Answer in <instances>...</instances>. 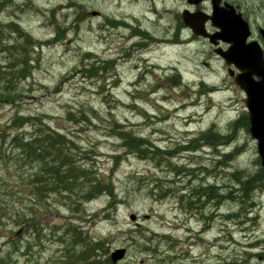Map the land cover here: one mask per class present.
Wrapping results in <instances>:
<instances>
[{"label": "rangeland", "instance_id": "rangeland-1", "mask_svg": "<svg viewBox=\"0 0 264 264\" xmlns=\"http://www.w3.org/2000/svg\"><path fill=\"white\" fill-rule=\"evenodd\" d=\"M187 6V0H14L0 14V67L4 71L12 61L6 48L20 41L19 35L9 29L10 23H18L41 43L60 38L59 43L38 47L30 54L33 73L15 82V89L21 93L15 103L0 104V125H9L16 115L44 116L54 129L80 145L87 154L88 166L106 181L115 182L123 201L111 219L100 214L92 223L87 221L106 207V197L86 204L82 214L72 213L54 199L51 209L46 203H38L42 211L35 220L45 235L42 245L23 256L28 239L35 241L30 229L11 221L6 226L0 224L1 260L9 258L12 247L14 264H57L65 251L58 235L74 224L82 226L90 237L109 243L111 252L127 249L120 264H162L165 260L166 264H260L247 253L258 254L259 250L250 246L261 239L264 222L252 231L245 217L238 222L226 221V215L239 211L238 204L232 202L219 210L208 206L204 216L181 209L177 199L186 186L182 180L155 162L128 154L115 134L117 130L131 132L150 139L162 150H174L214 125L225 130L246 112V97L227 70L215 59L209 69L202 65L212 55L207 44L197 40L172 42L177 16ZM84 13L85 18H80ZM110 20L128 25L121 29ZM139 28L162 41L134 47L136 40L131 35ZM181 36V42L192 38L189 30H182ZM86 54L92 58L82 62ZM99 62L105 64L103 76H99ZM176 71L182 76L179 86L168 82ZM202 83L213 91L201 87ZM4 87L5 82H0V92ZM82 113L90 121H85ZM115 123L119 127L114 129ZM237 140V144L220 151L229 153L241 146L244 154L231 170L254 171L256 142L246 131L237 133ZM116 157L120 158L118 165ZM175 160L181 166L197 161L211 170L218 161L210 149L182 152ZM19 168L16 161L1 162L0 176L12 174L11 180L17 181ZM159 182L175 188L177 197L153 198L148 191ZM216 183L224 187L229 184L227 176L219 173L207 180V184ZM19 194L22 196L14 197V203L18 202L15 209L25 211L31 207V198L24 191ZM158 194L154 192L156 197ZM132 215L153 239V248L159 246L155 257L145 256L129 237L136 227L130 221ZM257 216H264L261 207L248 218ZM166 236L173 240L168 243L163 239ZM16 242L22 248L19 252L13 251Z\"/></svg>", "mask_w": 264, "mask_h": 264}, {"label": "trees", "instance_id": "trees-1", "mask_svg": "<svg viewBox=\"0 0 264 264\" xmlns=\"http://www.w3.org/2000/svg\"><path fill=\"white\" fill-rule=\"evenodd\" d=\"M13 1L0 0V14L13 4ZM253 4L260 5L261 9L264 8V0H255ZM79 6L80 9H85L84 6ZM85 16L84 13L80 18L84 19ZM177 20L176 37L184 27L180 15L177 16ZM110 23L114 26H125L122 22L112 21ZM9 29L12 33L19 35L20 41L6 48L8 54L12 56V61L8 71L0 67V82H5V87L0 92V104H13L21 97L20 91L15 89V82L26 80L32 75L34 66L31 64L30 54L34 53L38 47L55 45L60 40V38H55L52 41L41 43L25 32L16 22L10 23ZM136 34L140 40L136 47L139 48H143V43L158 41L157 38L141 29ZM91 58L92 55L86 54L82 62ZM98 64H102L98 72L99 76H103L105 64L103 62ZM106 64L112 65L113 63L107 62ZM169 83L179 86L182 84L181 77L175 74L169 78ZM81 117L85 121H90L84 113ZM114 125V129L119 127L116 123ZM249 128V116L244 113L239 120L230 123L225 130H218L214 125L207 132L190 140L187 146L175 150H162L149 139L141 138L131 132L117 130L115 134L122 141L123 148L128 154L155 162L171 176L182 180L186 186L177 199L181 209L204 216V210L208 206H212L213 210H219L222 206L232 202L238 204L239 211L226 215L224 218L226 221L238 222L247 217L251 208L255 206V196L264 190V172L259 158L256 160L257 169L254 171L231 170L234 163L244 154V150L238 145L229 153H223L220 150L237 144V133L241 131L249 133ZM206 148L214 150L217 156L218 161L214 163L212 170L197 161H190L189 165L182 166L175 163V159L182 152L192 153ZM6 149L12 153L8 154ZM119 159L116 157L117 165ZM13 161L20 166L17 169L19 174L17 181L11 180L12 174L9 173L8 177L0 176V190L2 191L0 224L6 226L11 221L15 226L21 225L30 229V235L35 241L28 239L24 248L26 253L23 256H29L31 249L41 246L45 239L42 227L35 220L42 211L38 203H46L51 209L54 205L51 200L54 199L59 202L60 206L67 207L72 213L82 214L86 204L106 197L108 199L106 207L95 213L92 220L87 221L88 223L95 221L100 214L111 219L113 213L123 204L117 193L115 182L106 181L100 177L96 169L88 166L87 154L81 150L80 145L69 135L54 129L50 123L45 121L44 116L16 115L9 125L4 127L0 125V163ZM217 173L225 174L229 184L225 187L219 183L207 184L208 177H215ZM175 184L176 182L172 183L173 186ZM22 191L27 193L26 195L32 201L31 207L26 209L30 211L29 213L26 210L17 211L15 209L18 202L14 203V197L22 196L19 194ZM155 191L159 193L158 197L154 195ZM176 191L175 188L165 187L162 182H159L155 189L148 192L156 200H164L169 196L176 198ZM57 208L55 207V210H58ZM129 234L131 240L140 246L145 256L150 254L155 257L158 254L159 246L153 248V239L147 236L146 231L135 228ZM137 237L140 242L136 241ZM152 237L157 236L152 234ZM58 239L65 251L57 264H112L109 243L90 237L89 232L85 231L82 226L70 224L63 233L58 235ZM163 239L168 243L173 240L171 236ZM21 249L16 242L13 251L19 252ZM11 252L12 247L9 251V258L0 259V264H14ZM160 263L166 264V260ZM144 264H148V261H144Z\"/></svg>", "mask_w": 264, "mask_h": 264}, {"label": "water", "instance_id": "water-1", "mask_svg": "<svg viewBox=\"0 0 264 264\" xmlns=\"http://www.w3.org/2000/svg\"><path fill=\"white\" fill-rule=\"evenodd\" d=\"M205 0H188L192 7H200ZM222 0H212L213 14L210 16L200 10L192 12L185 10L182 19L187 29L197 37L208 38L213 46L219 42L230 45L227 51L218 49L215 51L222 57L229 66H234L240 73L235 78V83L247 96V110L250 120V134L257 142L258 156L264 171V50L257 42L247 44L251 36L250 26L237 14L235 8L225 3L221 6ZM208 22L219 29L216 34L207 31ZM264 40V29L260 30ZM233 76V72H230ZM257 79V80H256ZM148 219V217H145ZM130 220L136 223L138 217L132 215ZM127 250H116L112 255V262L117 264L126 257Z\"/></svg>", "mask_w": 264, "mask_h": 264}, {"label": "flooded vegetation", "instance_id": "flooded-vegetation-1", "mask_svg": "<svg viewBox=\"0 0 264 264\" xmlns=\"http://www.w3.org/2000/svg\"><path fill=\"white\" fill-rule=\"evenodd\" d=\"M254 1L255 0H222L221 5L222 7H224V4L228 2L236 9V12L238 14H241L243 16L244 20L250 25L252 31V35L248 39V43L257 42L264 49V40L260 33V30L264 28V8L261 9L260 5L253 4ZM212 8V0L205 1L201 6V10L210 15L212 14ZM207 29L209 33H218V29L215 28L212 23L208 24ZM193 39L197 41H202L207 44L209 50L212 52V55L208 58V63L202 62L203 66H209V68H211L215 59L223 66L225 70H227V72L231 71L230 67L227 66L226 62L215 54V48L209 43L208 40L196 37H194ZM228 48L229 46L223 42L219 44V49L225 51ZM235 74L237 75V72ZM260 202L261 204H256V207H254L253 209H258L261 207L264 210V191L262 192ZM256 222V227H261V222H264V216H257ZM262 233L263 234L261 235V239H256V241H259L260 243L258 251L260 255L258 257V262L260 264H264V230L262 231Z\"/></svg>", "mask_w": 264, "mask_h": 264}]
</instances>
